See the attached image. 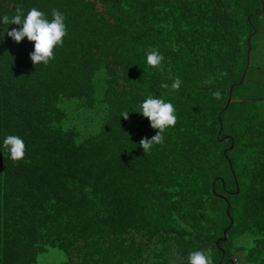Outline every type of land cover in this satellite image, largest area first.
<instances>
[{"label": "trees", "instance_id": "1", "mask_svg": "<svg viewBox=\"0 0 264 264\" xmlns=\"http://www.w3.org/2000/svg\"><path fill=\"white\" fill-rule=\"evenodd\" d=\"M263 5L0 0V15L59 10L68 33L34 65L33 43L7 36L19 26L0 25V140L26 144L22 160L0 153V264L51 250L61 264H188L197 250L213 264H264V101L241 92ZM153 48L160 69L145 62ZM150 93L177 122L144 153L157 130L120 116Z\"/></svg>", "mask_w": 264, "mask_h": 264}, {"label": "clouds", "instance_id": "2", "mask_svg": "<svg viewBox=\"0 0 264 264\" xmlns=\"http://www.w3.org/2000/svg\"><path fill=\"white\" fill-rule=\"evenodd\" d=\"M17 25L7 31V36L16 43H20L25 38L33 43V51L29 54L34 65L48 63L54 59V49L63 44V38L67 36L66 17L64 13L53 9L51 17L39 10L30 8L25 12L23 8L17 7L12 16L0 15V25ZM4 39V31H0V42ZM164 61V56L157 49L147 50L145 62L151 68L160 69ZM182 80L179 77L173 79L171 88L179 90ZM162 87L167 88L168 84ZM217 98L219 93L214 94ZM129 112H137L146 118L150 127L156 129V134L151 139H141L139 146L144 153L152 150L154 145L164 142V132L175 126L177 122L176 109L170 100L155 94H147L139 101L137 109L124 110L120 117L128 118ZM6 152L13 161L22 160L25 157L26 144L22 137L18 135H7L0 140V153ZM188 264H213L212 258L205 250L191 252L188 256Z\"/></svg>", "mask_w": 264, "mask_h": 264}, {"label": "rangeland", "instance_id": "3", "mask_svg": "<svg viewBox=\"0 0 264 264\" xmlns=\"http://www.w3.org/2000/svg\"><path fill=\"white\" fill-rule=\"evenodd\" d=\"M257 23L259 25L262 24L258 33L260 51L253 54L251 61L253 70L246 80L244 88H247L245 90L242 89L241 92L245 94L246 91L245 98H260V100L264 101V57L263 54L261 55V53H264V15L260 17ZM257 54H259L258 57ZM63 261L62 253L57 250H51L39 258L38 264H61Z\"/></svg>", "mask_w": 264, "mask_h": 264}, {"label": "water", "instance_id": "4", "mask_svg": "<svg viewBox=\"0 0 264 264\" xmlns=\"http://www.w3.org/2000/svg\"><path fill=\"white\" fill-rule=\"evenodd\" d=\"M263 10V9H262ZM264 11V10H263ZM256 33V31L253 33V34H255ZM249 41V40H248ZM248 53H249V44H248ZM223 235L225 236L226 235V231H224V233H223ZM223 241L225 240V238L224 239H222ZM216 245H218V242L216 243ZM224 256V255H223ZM223 258V257H222ZM222 262L220 261V263L219 264H221ZM229 263H231V264H233V262L232 261H229Z\"/></svg>", "mask_w": 264, "mask_h": 264}]
</instances>
